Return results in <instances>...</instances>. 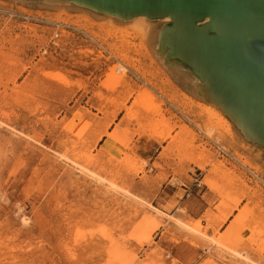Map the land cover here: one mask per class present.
Here are the masks:
<instances>
[{
  "label": "rangeland",
  "instance_id": "374dc122",
  "mask_svg": "<svg viewBox=\"0 0 264 264\" xmlns=\"http://www.w3.org/2000/svg\"><path fill=\"white\" fill-rule=\"evenodd\" d=\"M138 19L0 0V264H109L114 245L119 264H193L204 242L213 264H264V188L244 171L264 173V151L156 55L165 20ZM118 60L126 83L106 85ZM112 120L119 155L95 145ZM239 199L245 244L229 248L246 260L207 233Z\"/></svg>",
  "mask_w": 264,
  "mask_h": 264
},
{
  "label": "bare ground",
  "instance_id": "6f19581e",
  "mask_svg": "<svg viewBox=\"0 0 264 264\" xmlns=\"http://www.w3.org/2000/svg\"><path fill=\"white\" fill-rule=\"evenodd\" d=\"M91 1H95L98 6H95L94 4H91ZM135 1V0H132ZM48 3H55V2H61L64 5H67L69 8H87L89 10L95 11V12H101L104 14H107L111 17H116L120 20H129L134 18H139L138 20H142L143 23L148 22L152 19H159V20H165L164 22L160 23V27L157 28V26L152 27L148 30L147 35H150V40L154 45H158L157 48V56L164 60L163 63L170 65V67L178 69L176 70V73L180 76H184L183 78L187 82H196L197 80H202L203 82V90L204 87H209V83L211 79L214 76V73L212 72V69L219 70L226 78L229 79V83L234 86L235 92L238 96L239 103L243 106L250 109L252 112L257 114V116L264 121V111L261 109L260 105L258 106V109L253 105V103L249 102L246 98L252 91L251 86L249 85V82L246 79H243L240 75H242L238 70H236L239 74L236 73V75L233 74V72H229L230 70L226 65L223 63L222 60H217V57L219 55L218 49H211L214 46H224L225 43L234 40V38H238L239 34L242 35V38L245 39V37L252 33L253 30H259L261 31V25L256 23L255 21H252L251 23L241 24L242 27L238 24L237 26L232 25L231 19L225 16H218V15H208L206 17L202 15H187L184 12H168V11H155L153 12V15H137V16H131L126 13L121 12H110L105 10L102 6L105 3H112V0H47ZM159 17V18H154ZM238 22V20H237ZM241 22V20H239ZM237 24V23H236ZM254 37V35H252ZM257 37H254L257 41L262 42L264 45V33H256ZM253 37H249V40H253ZM259 37V39H257ZM121 62L120 60H118ZM121 66H123V69L119 67V65L116 63V71L109 74L108 80L106 85H109L108 83L112 84L114 86H118L121 84L126 83V76L127 71H129V67L125 65L123 62H121ZM190 70L191 74H188L185 72V70ZM122 70V71H120ZM183 71V72H182ZM231 71V70H230ZM47 75L53 77L56 80L69 82L67 78L57 75V74H50L47 73ZM181 77V78H182ZM202 90V92H203ZM253 94V93H252ZM154 97L150 93H145L142 95V98H149L151 99ZM202 99V97H200ZM203 100V99H202ZM204 101V100H203ZM206 102V101H205ZM216 102V101H214ZM217 103V102H216ZM214 103H208L205 104L204 109L210 114V115H217L222 120H224L228 125L231 127V123L227 116L223 115L225 114L221 108L218 107V105ZM213 106H216L219 108L217 110ZM152 108H157L156 106H153ZM223 114H222V113ZM230 114L233 116L234 121L236 124L241 127L242 130H247V125L244 122V119L237 114L235 111L230 110ZM116 117V114H115ZM114 120L106 123L99 131L96 140L95 145L99 143L100 140L104 138L107 134H110V136H114L115 138L118 137L117 130H114L112 133H109V128L111 127ZM234 123V122H233ZM235 124V123H234ZM250 138L247 139L250 141L253 145H255L259 150L264 151V139L260 138L257 134L253 132H248ZM223 148V147H221ZM224 149V148H223ZM225 150V149H224ZM136 159L133 157V155L127 153L126 156L123 158L122 163L125 167L133 168L136 164ZM200 169H204L205 164L199 162L198 163ZM264 182V179L261 180ZM257 185L259 183H256ZM240 199L236 200L234 203V207L225 206L222 216L220 219V227L225 222L228 221V219L233 215L234 211L240 210L239 209ZM249 215L245 211L238 212L235 216V221L239 222L240 224H243L245 226H248L249 221ZM152 226L151 228L146 230L145 235L141 234L139 237H137L138 241L141 244L150 243L152 240L153 233L159 229L160 225L159 222H151ZM143 232H145L143 230ZM246 236L248 237V241L250 242L253 238V235L249 236V232H246ZM252 242V241H251ZM221 246H224L226 248V245H223L222 243H218ZM230 249V248H229ZM236 254H238L241 257H244V259L247 257L239 253L237 250H233ZM109 256L111 257V260L109 264H119L124 261L125 259V248L122 246H115L113 250L110 251ZM245 259V260H246Z\"/></svg>",
  "mask_w": 264,
  "mask_h": 264
},
{
  "label": "water",
  "instance_id": "95a60500",
  "mask_svg": "<svg viewBox=\"0 0 264 264\" xmlns=\"http://www.w3.org/2000/svg\"><path fill=\"white\" fill-rule=\"evenodd\" d=\"M91 4L98 6L95 1H91ZM102 7L110 12H123L131 16L153 15L155 11L174 13L180 11L188 16H225L231 19L233 26L239 24L240 27H242L241 24L247 25V23L255 21L261 25V31L253 30L245 39L239 34L238 38L225 43L224 46L217 45L211 49L219 50L220 56L217 57L216 61L222 60L226 65L225 68L228 67L231 70L228 71L233 72L234 75L239 74L236 71L238 70L242 74L239 75L249 82L252 92L246 98L257 109L260 105L264 111V45L254 39V37H257L256 33H264V0H112V3H105ZM154 18L159 17L154 16ZM248 36L253 37V40H249ZM212 72L214 76L209 83V87H204L203 90L202 80H197L193 84L195 93L208 103L214 104L217 102L218 107L235 123L246 139L250 138L248 132H253L264 139V121L239 103L235 88L229 83L228 78L219 70L212 69ZM230 110L235 111L244 119L248 127L247 130H242L236 124Z\"/></svg>",
  "mask_w": 264,
  "mask_h": 264
},
{
  "label": "crops",
  "instance_id": "0c3cea01",
  "mask_svg": "<svg viewBox=\"0 0 264 264\" xmlns=\"http://www.w3.org/2000/svg\"><path fill=\"white\" fill-rule=\"evenodd\" d=\"M114 130H116V128L112 127L109 130V133H112ZM104 147L107 148L108 152H113L117 155H119L124 150L123 145L114 136H110V134H107L101 140L100 148ZM237 213V210L234 211L233 215L228 219V221L218 228V232H216V228L208 229V236H215L219 242L227 245L230 248H241L245 244V228L239 222L235 221V216ZM160 241L161 237L156 242L159 243ZM202 245H204L203 249L198 250L199 257H197L195 263L193 264H213L212 262H209V257H211L213 248L207 246L205 242ZM172 258H174V256H172ZM171 261H169V264H172ZM216 264L223 263L216 261Z\"/></svg>",
  "mask_w": 264,
  "mask_h": 264
},
{
  "label": "built area",
  "instance_id": "2783aa9c",
  "mask_svg": "<svg viewBox=\"0 0 264 264\" xmlns=\"http://www.w3.org/2000/svg\"><path fill=\"white\" fill-rule=\"evenodd\" d=\"M56 36L58 37L59 34H57ZM117 64L119 65V67H121V69H123V66H121V62L118 61ZM120 71H122V70H120ZM221 151H222V153L227 154V157L236 160L234 157H232L231 155L226 153L223 148H221ZM244 171H246L247 176L249 178H251L252 181H254V183H259L258 185L261 186L262 188H264V182L261 181L264 179V173H259V172H256L254 169L246 168V167H245Z\"/></svg>",
  "mask_w": 264,
  "mask_h": 264
}]
</instances>
